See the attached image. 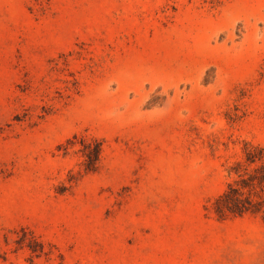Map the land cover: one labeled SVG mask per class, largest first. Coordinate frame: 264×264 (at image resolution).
<instances>
[{
    "label": "rangeland",
    "instance_id": "obj_1",
    "mask_svg": "<svg viewBox=\"0 0 264 264\" xmlns=\"http://www.w3.org/2000/svg\"><path fill=\"white\" fill-rule=\"evenodd\" d=\"M252 145L264 0H0V264H264Z\"/></svg>",
    "mask_w": 264,
    "mask_h": 264
},
{
    "label": "trees",
    "instance_id": "obj_2",
    "mask_svg": "<svg viewBox=\"0 0 264 264\" xmlns=\"http://www.w3.org/2000/svg\"><path fill=\"white\" fill-rule=\"evenodd\" d=\"M103 150V142L100 139H84L81 151L85 156L86 172L97 170ZM246 154V161L239 162L235 168L238 177L229 183L225 192L215 200L214 209L220 219L248 213L264 214V149L248 146ZM252 165L256 167L251 170L249 167Z\"/></svg>",
    "mask_w": 264,
    "mask_h": 264
}]
</instances>
